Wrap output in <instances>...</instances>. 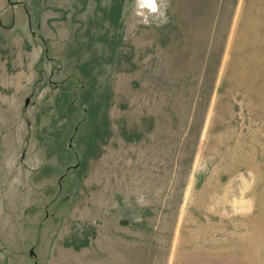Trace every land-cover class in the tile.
Returning <instances> with one entry per match:
<instances>
[{
    "label": "rangeland",
    "instance_id": "obj_1",
    "mask_svg": "<svg viewBox=\"0 0 264 264\" xmlns=\"http://www.w3.org/2000/svg\"><path fill=\"white\" fill-rule=\"evenodd\" d=\"M0 0V264H264V0Z\"/></svg>",
    "mask_w": 264,
    "mask_h": 264
},
{
    "label": "clouds",
    "instance_id": "obj_2",
    "mask_svg": "<svg viewBox=\"0 0 264 264\" xmlns=\"http://www.w3.org/2000/svg\"><path fill=\"white\" fill-rule=\"evenodd\" d=\"M138 5L148 6L153 12L157 10L155 0H138Z\"/></svg>",
    "mask_w": 264,
    "mask_h": 264
}]
</instances>
